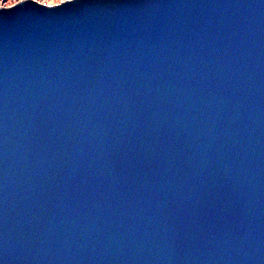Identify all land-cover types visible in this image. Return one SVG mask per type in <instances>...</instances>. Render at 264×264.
Wrapping results in <instances>:
<instances>
[{
    "label": "water",
    "instance_id": "95a60500",
    "mask_svg": "<svg viewBox=\"0 0 264 264\" xmlns=\"http://www.w3.org/2000/svg\"><path fill=\"white\" fill-rule=\"evenodd\" d=\"M0 264H264V0L0 9Z\"/></svg>",
    "mask_w": 264,
    "mask_h": 264
},
{
    "label": "rangeland",
    "instance_id": "374dc122",
    "mask_svg": "<svg viewBox=\"0 0 264 264\" xmlns=\"http://www.w3.org/2000/svg\"><path fill=\"white\" fill-rule=\"evenodd\" d=\"M23 1H27V0H0V9L10 8ZM32 1H35L39 4L59 5L63 2L70 1V0H32Z\"/></svg>",
    "mask_w": 264,
    "mask_h": 264
}]
</instances>
